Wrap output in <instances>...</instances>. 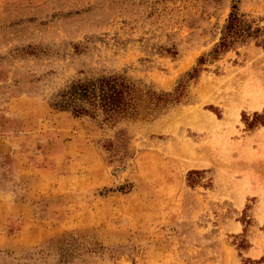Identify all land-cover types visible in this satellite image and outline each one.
Listing matches in <instances>:
<instances>
[{
	"label": "rangeland",
	"instance_id": "1",
	"mask_svg": "<svg viewBox=\"0 0 264 264\" xmlns=\"http://www.w3.org/2000/svg\"><path fill=\"white\" fill-rule=\"evenodd\" d=\"M0 264H264V0H0Z\"/></svg>",
	"mask_w": 264,
	"mask_h": 264
},
{
	"label": "trees",
	"instance_id": "2",
	"mask_svg": "<svg viewBox=\"0 0 264 264\" xmlns=\"http://www.w3.org/2000/svg\"><path fill=\"white\" fill-rule=\"evenodd\" d=\"M232 20H229L226 28H230ZM127 91V88L123 85L122 81H119L117 77H102L98 80L97 85H72L68 91L69 97H77L78 99H85L96 105L102 107L104 111L112 114L114 111L123 108V94ZM84 109L83 107H78Z\"/></svg>",
	"mask_w": 264,
	"mask_h": 264
},
{
	"label": "bare ground",
	"instance_id": "3",
	"mask_svg": "<svg viewBox=\"0 0 264 264\" xmlns=\"http://www.w3.org/2000/svg\"><path fill=\"white\" fill-rule=\"evenodd\" d=\"M257 98H258V96H257ZM257 98H256V99H257ZM252 99H253V100H256V99H254V97H253ZM256 101H257V100H256ZM252 102H253V101H252ZM197 113H198V112H197ZM203 113H204V112H203ZM193 114H194V113H193ZM193 114H192V116H193ZM196 115H197V114H196ZM200 115H201V113H200ZM204 115H206L207 119H209V120H212V119H213L212 116H211L209 113H208V114H204ZM198 116H199V115H198ZM203 117H204V116H203ZM214 119H215V118H214ZM185 148H186V147H184V149H185ZM182 150H183V149H182ZM184 151H185V150H184ZM184 151H182V152H184ZM182 152H181V153H182ZM185 152H189V151H185ZM181 153H180V154H181ZM192 153H193V152H192ZM185 154H186V153H185ZM188 156H189V158H187V160H188L187 162H188L189 165L196 166V165H199V164H200V163L197 162V160H194L192 156H191V157H190V155H188ZM206 161H207V160H206Z\"/></svg>",
	"mask_w": 264,
	"mask_h": 264
}]
</instances>
